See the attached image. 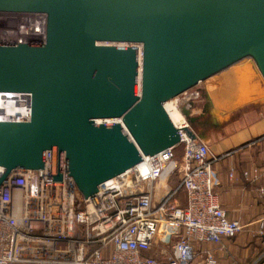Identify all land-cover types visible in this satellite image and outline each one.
<instances>
[{
	"label": "water",
	"instance_id": "1",
	"mask_svg": "<svg viewBox=\"0 0 264 264\" xmlns=\"http://www.w3.org/2000/svg\"><path fill=\"white\" fill-rule=\"evenodd\" d=\"M0 13L47 17L44 45L0 42V93L32 95L29 123H0V189L51 150L53 181L65 154L87 200L181 145L171 100L245 60L264 80V0H0Z\"/></svg>",
	"mask_w": 264,
	"mask_h": 264
},
{
	"label": "built area",
	"instance_id": "2",
	"mask_svg": "<svg viewBox=\"0 0 264 264\" xmlns=\"http://www.w3.org/2000/svg\"><path fill=\"white\" fill-rule=\"evenodd\" d=\"M46 41V15L0 13V42ZM184 95L181 103L174 102L185 118L179 127L171 118L175 107L166 106L181 131L182 164L172 148L144 157L87 200L67 173L65 154L61 181H53L51 150L45 152V170H38L37 177L32 170L14 172L0 189V264H218L213 251L199 252L196 245H221L245 226L227 219L214 193L212 164L217 158L208 143L198 138L200 146L193 152L194 141L182 132L190 127L186 112L200 98L199 92ZM31 117V94L0 93V123H29ZM177 172L183 173L179 189L186 194V205L176 204L175 190L155 204L157 183ZM4 173L0 166V178ZM154 250L166 260L145 255ZM262 261L264 253L258 264Z\"/></svg>",
	"mask_w": 264,
	"mask_h": 264
},
{
	"label": "crops",
	"instance_id": "3",
	"mask_svg": "<svg viewBox=\"0 0 264 264\" xmlns=\"http://www.w3.org/2000/svg\"><path fill=\"white\" fill-rule=\"evenodd\" d=\"M238 66L235 68H238L240 74H245V69ZM229 73L205 83L208 84L207 93L214 104L221 99L219 93ZM232 76L234 79L231 85L236 86L241 75L237 77L234 73ZM250 87L254 91L253 85ZM259 93L256 89L254 95L258 96L252 102L244 101L231 109L212 107L208 110L206 123L197 131L191 128L200 140L208 143L217 158L212 164L214 193L227 219L245 226L240 234L224 239L221 245H196L199 252L213 251L218 264H258L264 253L263 239L259 235L261 221H264V192H261L264 191V92ZM198 100L195 105L190 104L192 107L186 112L188 121L197 112ZM246 173L250 176L248 179ZM254 177L256 180L253 181ZM181 180L182 175L177 172L166 182L157 183V189L162 190L163 195L168 191H177L175 202L183 207L186 205V194L179 189ZM145 255L158 260H166L167 257L159 255L157 250Z\"/></svg>",
	"mask_w": 264,
	"mask_h": 264
},
{
	"label": "rangeland",
	"instance_id": "4",
	"mask_svg": "<svg viewBox=\"0 0 264 264\" xmlns=\"http://www.w3.org/2000/svg\"><path fill=\"white\" fill-rule=\"evenodd\" d=\"M239 66L245 69L246 71L245 74H240V71L238 70V68H235V67L223 73L225 74L227 72H230L229 74L226 75L227 81L223 83L222 92L220 91L219 93V96H221V99L219 100V102L214 104L211 101L207 93L208 84H205V83H201L198 87L194 88L193 90L187 93L189 95L194 92H199L201 95L197 102V108H198V109L196 108L197 112L193 114V116L191 117V121H188L190 127L193 128L195 131H197L198 128H201L202 125L206 123L207 118L209 117L208 110H211L212 107H215V108L217 107L221 109H231L234 106L236 107V105H239L244 101L252 102V100H254L260 94L259 92H264V80L260 72L258 71L255 63L252 60H245L244 62L240 63ZM234 73L237 74V77H240L241 75L240 77L241 79H239V84H236V86L231 85V82H232L231 80L234 79L232 76L234 75ZM213 84H215V82L211 83L210 85H213ZM251 85H253L254 91L253 90L251 91V87H250ZM256 89L258 92L257 96L254 95ZM224 95L225 97H227L225 100H223L225 98ZM184 96L178 98V101L180 103L182 102V99ZM199 110H201L202 112H199ZM175 152H176L177 162L179 164H182L183 156H184V146L183 145L178 146ZM182 174L183 173L181 172V175ZM162 197H163V191L157 189L155 191V204L160 203V201L162 200ZM158 200L159 202H157ZM262 263L263 261L260 264Z\"/></svg>",
	"mask_w": 264,
	"mask_h": 264
},
{
	"label": "bare ground",
	"instance_id": "5",
	"mask_svg": "<svg viewBox=\"0 0 264 264\" xmlns=\"http://www.w3.org/2000/svg\"><path fill=\"white\" fill-rule=\"evenodd\" d=\"M234 67H236V66H234ZM234 67H231V68H229L228 70H230V69H232V68H234ZM228 70H226V71H228ZM226 71H224V72H226ZM224 72H222L221 74H223ZM221 74H219V75H221ZM219 75H217V76H215V77H218ZM215 77H212V78H210L209 80H207V81H205V82H203V83H206V82H208V81L214 79ZM175 100H176V99H175ZM175 100H171V101L169 102L170 105H172L173 107H175V109L171 112V118H172L173 122L177 125V127H179L180 125L183 124L185 118H184V115L180 112V110L177 109V107L175 106V103H174ZM98 122H99V123H112V122H114V121H113V120H109V121H98ZM186 123H187V122H186Z\"/></svg>",
	"mask_w": 264,
	"mask_h": 264
}]
</instances>
